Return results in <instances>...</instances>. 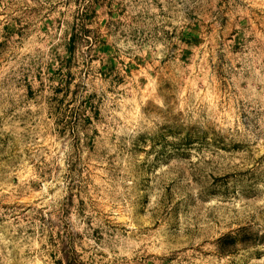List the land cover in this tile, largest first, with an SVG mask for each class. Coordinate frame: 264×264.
Masks as SVG:
<instances>
[{
	"label": "rangeland",
	"instance_id": "374dc122",
	"mask_svg": "<svg viewBox=\"0 0 264 264\" xmlns=\"http://www.w3.org/2000/svg\"><path fill=\"white\" fill-rule=\"evenodd\" d=\"M264 264V0H0V264Z\"/></svg>",
	"mask_w": 264,
	"mask_h": 264
},
{
	"label": "trees",
	"instance_id": "16d2710c",
	"mask_svg": "<svg viewBox=\"0 0 264 264\" xmlns=\"http://www.w3.org/2000/svg\"><path fill=\"white\" fill-rule=\"evenodd\" d=\"M59 264H63V261H59Z\"/></svg>",
	"mask_w": 264,
	"mask_h": 264
}]
</instances>
